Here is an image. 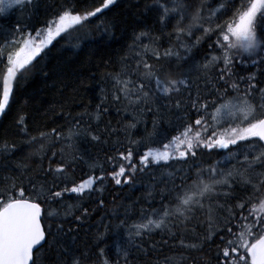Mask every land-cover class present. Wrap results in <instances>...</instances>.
Masks as SVG:
<instances>
[{
	"label": "snow or ice",
	"instance_id": "1",
	"mask_svg": "<svg viewBox=\"0 0 264 264\" xmlns=\"http://www.w3.org/2000/svg\"><path fill=\"white\" fill-rule=\"evenodd\" d=\"M39 2L0 0V17L14 9L32 12ZM116 4L66 0L39 29L19 22L0 27V117L25 72L54 41H71L73 31ZM146 8L158 11L162 30L170 25L171 31L133 36L118 70L103 73L106 87L94 112L74 118L66 131L34 126L36 134L21 114L16 127L23 139L0 142L5 158L35 145L12 162L16 175L0 174V264H48L47 252L73 232L64 221L82 223L90 216L85 199L96 196L102 205L107 181L131 186L138 172L153 177L144 197L148 207L125 211L112 256L108 245L101 246L109 235L105 226L94 238L95 253L61 245L57 264H132L136 253L157 252L158 245L182 251L154 264H195L186 253L214 244L216 264H264V0H152ZM97 28L110 32L103 20ZM205 45L207 53L196 61L194 50ZM238 66L256 70L242 75ZM110 105L131 112L135 122L118 129L109 121L93 131ZM149 113L156 117L151 131L143 120ZM141 123L144 134L133 138L130 132ZM109 137H115L114 155L85 160L81 140L107 145ZM55 143L62 145L59 151L52 150ZM30 159L36 164L25 162ZM78 163L86 171L77 180ZM152 169H160L158 177ZM154 235L161 240L153 241Z\"/></svg>",
	"mask_w": 264,
	"mask_h": 264
},
{
	"label": "trees",
	"instance_id": "2",
	"mask_svg": "<svg viewBox=\"0 0 264 264\" xmlns=\"http://www.w3.org/2000/svg\"><path fill=\"white\" fill-rule=\"evenodd\" d=\"M66 0H40L37 8L30 12V15L23 19L0 18V27H12L16 23L21 26H27L28 29L35 30L43 26L44 21L54 16ZM152 3V0H119L111 10L100 17L93 18L90 23L84 27V30L76 32L71 41H63L59 38L55 43L42 53L34 61V66H30L25 72V79L19 81V85L14 92V99L10 103V108L6 114L0 118V142L9 141L19 143L23 137L19 134L16 127L18 116L24 114L28 117L29 129L36 134L35 127L40 130H50L58 128L67 130L80 114L95 111V104L100 103V88L106 87L102 81V75L105 72L118 70V58L127 52V46L133 43V36L140 32H147L153 36H162L163 32L171 31V26L162 30L158 22V11L146 8V5ZM31 17V18H29ZM101 20L110 28L109 33L98 29L97 25ZM88 32V34H87ZM84 33V34H83ZM86 37H78L80 35ZM78 37V39L76 38ZM147 43V41H145ZM163 46L167 47V40L162 41ZM207 46L194 50L193 56L196 61H202L207 53ZM2 76V72H0ZM116 105H110L108 114L99 123L100 127L94 130L95 123H92V130L99 132L108 122L112 127L120 128L116 125V120L122 124L135 122L132 119L131 112L125 114L116 111ZM163 111V109H162ZM174 115L173 113L169 114ZM86 117V116H83ZM81 117L82 123L85 119ZM156 117L149 113L143 117L147 122V129L151 131L152 121ZM145 125L138 124L137 128L130 132L133 138H138L144 134ZM124 141L125 136L121 132L119 136ZM115 137L108 138V144L96 143L90 140H81V144L87 145V153L90 157H96L99 149L101 150L102 161L105 157L103 154L114 155L111 153V143ZM60 143H55L53 151H59ZM32 148H23L10 157L0 156V174L16 175L15 169L11 166L12 162L19 161L23 156L33 151ZM81 151V149H80ZM82 152V151H81ZM89 157V158H90ZM88 160V157H85ZM98 158V157H97ZM29 165H35L36 160L30 159L25 161ZM7 165V167H3ZM82 170L86 171L84 163H78L73 175L78 179L81 178ZM105 170L110 171L107 165ZM157 177L160 171L151 170ZM153 182V177L148 172L136 175L135 182L131 186H115L110 180L106 182L105 191L102 195L104 203L98 205L97 197L85 199L83 206L90 211V216L82 223H74L71 218L64 221L65 227H71L73 232L63 240L56 242L50 251L47 252L46 259L48 264H57V258L63 257L59 250L60 246L68 247L73 250L91 249L92 253L96 252L94 238L97 232L104 231L108 227V238L104 245H108L107 252L112 256L113 240L116 238L117 225L121 219H124L126 210H137L140 207H148L144 197L148 192V185ZM70 202L74 200L68 198ZM54 208L59 207L55 203ZM79 215V211L75 213ZM131 219H136L133 215ZM56 223L55 220L52 221ZM153 241L161 240L160 235H154ZM171 243V242H170ZM148 242L145 241V247ZM161 250L157 252L149 251V254L136 253L132 259V264H154L157 259H163L165 256L173 255L181 249H173L168 246H159ZM216 245L206 246L200 252H188L186 255L195 260V264H216L215 252ZM92 259H96L95 256ZM185 264H190L186 261Z\"/></svg>",
	"mask_w": 264,
	"mask_h": 264
},
{
	"label": "rangeland",
	"instance_id": "3",
	"mask_svg": "<svg viewBox=\"0 0 264 264\" xmlns=\"http://www.w3.org/2000/svg\"><path fill=\"white\" fill-rule=\"evenodd\" d=\"M147 1V0H146ZM11 15H14V17H16V19H23V18H26L27 17V11H19L18 9H14V10H12V12H10L8 15H7V17H10ZM86 26V25H85ZM79 30H84V28H80ZM79 30H77L76 32H78ZM75 32V33H76ZM75 33H73L72 35L74 36V34ZM84 34V33H83ZM83 34L82 35H80V36H78V37H86L87 36V34H88V32H87V34H85V36H83ZM73 36H72V38H73ZM78 37H76V38H78ZM63 41H68V40H63ZM106 86V85H105ZM95 104V106H94V108L96 107V103H94ZM85 120H87V117H83ZM116 125H118L119 127L121 126L120 125V123H118V120H116ZM99 127H100V124H99ZM65 129V128H64ZM63 129V130H64ZM98 128H97V126H96V124L94 125V130H97ZM119 129V128H118ZM66 131V130H65ZM110 145H112V143L110 144ZM81 146V151H82V153L85 155V157H90L89 156V154L87 153V145H85V144H81L80 145ZM110 150H111V147H110ZM111 153H113L112 151H111ZM104 155H106L105 154V151H104V153H103ZM96 157H98L101 161H102V158H101V150L99 149V152L97 153V156ZM57 209H59V207H57ZM62 211V210H61Z\"/></svg>",
	"mask_w": 264,
	"mask_h": 264
}]
</instances>
